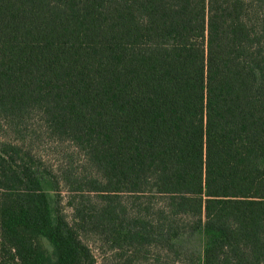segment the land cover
Instances as JSON below:
<instances>
[{"label":"trees","instance_id":"16d2710c","mask_svg":"<svg viewBox=\"0 0 264 264\" xmlns=\"http://www.w3.org/2000/svg\"><path fill=\"white\" fill-rule=\"evenodd\" d=\"M32 118L83 162L0 141V264H264V0H0Z\"/></svg>","mask_w":264,"mask_h":264},{"label":"rangeland","instance_id":"374dc122","mask_svg":"<svg viewBox=\"0 0 264 264\" xmlns=\"http://www.w3.org/2000/svg\"><path fill=\"white\" fill-rule=\"evenodd\" d=\"M0 141H14L23 144L26 149L31 151L41 168L56 171L70 162L74 163L76 168H79L83 162L82 154L71 143L50 139L46 135L42 124L36 118L30 120L28 129L20 137H16L14 134H4L0 136ZM66 195L67 192L64 191L63 196L66 197ZM64 205L67 213H70L66 206V198L64 199ZM90 248L95 257L100 260L102 255L97 246L90 244ZM146 264H153V262L150 260Z\"/></svg>","mask_w":264,"mask_h":264}]
</instances>
